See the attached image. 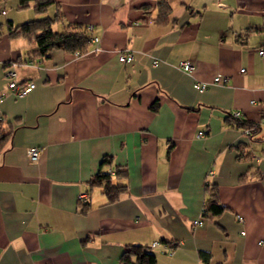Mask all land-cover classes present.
I'll use <instances>...</instances> for the list:
<instances>
[{"label": "crops", "instance_id": "crops-1", "mask_svg": "<svg viewBox=\"0 0 264 264\" xmlns=\"http://www.w3.org/2000/svg\"><path fill=\"white\" fill-rule=\"evenodd\" d=\"M155 1L54 0L52 27L79 24L90 42L45 56L7 27L42 14L18 0L0 13V264H117L152 241L160 264H264V0H168L165 23ZM11 65L34 83L23 95L6 86ZM97 170L125 186L115 200L89 184ZM206 183L223 209L201 215Z\"/></svg>", "mask_w": 264, "mask_h": 264}, {"label": "trees", "instance_id": "trees-1", "mask_svg": "<svg viewBox=\"0 0 264 264\" xmlns=\"http://www.w3.org/2000/svg\"><path fill=\"white\" fill-rule=\"evenodd\" d=\"M1 3L4 0H0ZM54 0H18V6L23 7L30 5L36 12H43L48 5ZM182 3L184 1L181 0ZM0 3V6H1ZM2 4V8L4 9ZM57 8V6H56ZM170 4L168 0H156L153 14V21L155 23H165L168 20L170 12ZM61 12L57 8L51 15L44 14L39 17L29 18L16 24H8V33L14 36L24 37L34 43L33 53L37 56H45L49 54L52 49L59 48L70 52H83L86 50L90 42L89 34L85 27L79 24H68L62 30H56L52 27L55 21L61 20ZM152 108L154 104L150 105ZM230 118V117H229ZM236 125L245 127L252 126L250 122L243 121L231 117ZM8 132H4L0 125V148L5 141ZM105 158L102 159V162ZM91 185H101L107 201L115 200L121 192L125 189L123 184L112 183L109 174L104 170H97L89 179ZM206 198L202 203L201 215L207 212L218 213L223 209V205L219 202L217 197V190L215 183L205 184ZM78 199V198H77ZM79 210L84 211L88 205L82 199ZM172 247L176 245L171 241ZM203 254V253H202ZM118 262L121 264H156V258L153 251L149 250V246L139 243H127L124 245Z\"/></svg>", "mask_w": 264, "mask_h": 264}, {"label": "built area", "instance_id": "built-area-1", "mask_svg": "<svg viewBox=\"0 0 264 264\" xmlns=\"http://www.w3.org/2000/svg\"><path fill=\"white\" fill-rule=\"evenodd\" d=\"M0 13L3 14L4 13V9H0ZM91 39L93 41H95L97 39L96 36H92ZM259 52H262L261 49H259ZM132 59V53L130 51H126L124 53H120L118 55V60L121 61V62H129L130 60ZM177 66L187 72L191 71L192 68H193V65L191 63V61L189 60H180L177 64ZM240 70H243V68H240ZM4 75L6 77V86L7 88L9 89V91L13 94V95H23L25 94L31 87H33L34 83L32 80H27V81H18L16 79V73H15V70H14V67L13 65L7 67L5 70H4ZM223 80V77H220V75L216 74V75H213L212 77V81L213 82H217V81H221ZM206 84L207 82L204 81V80H194L192 85L193 87L198 90V91H202L203 89H205L206 87ZM1 95H0V100H1ZM231 115L234 116V117H238L239 115V111L237 109H233L231 111ZM251 131V126H245V127H242L241 129V132L244 133V134H249ZM202 134V132H198L197 135H200ZM38 151H39V148L35 145H32L30 147H28L27 149V155H28V158L30 160H37L38 159ZM256 159H258V156H255ZM77 198L78 199H82L84 200L85 199V195L84 193H79L77 195ZM202 212V205H201V209H200V214ZM201 217H197L195 219L192 220V223L193 224H199L201 223ZM237 219L242 222V217L240 215H237ZM241 233H243V230H241ZM175 245L178 244V241H172ZM157 245V242L156 241H152L150 243V247H153V246H156ZM173 249L174 247L172 246H168L167 249H166V252L167 253H172L173 252ZM199 260V259H198ZM117 264H121V262H118Z\"/></svg>", "mask_w": 264, "mask_h": 264}, {"label": "rangeland", "instance_id": "rangeland-1", "mask_svg": "<svg viewBox=\"0 0 264 264\" xmlns=\"http://www.w3.org/2000/svg\"><path fill=\"white\" fill-rule=\"evenodd\" d=\"M14 1H15V0H7L6 3H4V9H7V7H8V8H13L12 6H13V4H14ZM16 1H17V0H16ZM12 2H13V4H12ZM2 4H3V3H1V5H2ZM30 9H31V10H30ZM32 9H33V8L30 6L29 8H22V11H28V10H29V11H33L34 9H33V10H32ZM35 13H36V12H35ZM37 13L44 15V14H46V13L48 14V13H49V10L47 9L45 12L43 11V12H37ZM38 16H40V15H38ZM29 18H32V17H29ZM155 254H157V255L160 254V256H159L160 258L157 260L158 264H160V263H159L160 260H163L162 263L169 262V260H168L169 256H167V255L165 256L164 254L157 253V250H155Z\"/></svg>", "mask_w": 264, "mask_h": 264}]
</instances>
